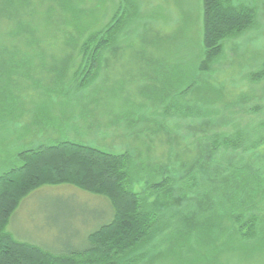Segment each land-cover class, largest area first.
Masks as SVG:
<instances>
[{
    "label": "rangeland",
    "instance_id": "rangeland-1",
    "mask_svg": "<svg viewBox=\"0 0 264 264\" xmlns=\"http://www.w3.org/2000/svg\"><path fill=\"white\" fill-rule=\"evenodd\" d=\"M240 2L256 9L255 27L226 41L211 73L200 74L195 66L202 53L201 0H0V32L8 33L0 42L16 43L24 54L30 53L28 58L19 56L12 61L4 56L0 69V174L19 164L21 151L45 139L34 135V129L63 126L67 140L116 154L129 150L137 181L134 189L145 190L148 177L156 179L164 172L155 167L172 174L175 155L185 159L186 151L200 153L203 142L193 146L189 144L193 138L185 136L186 132L191 137L196 132V137L202 136L201 119L183 116V111L175 113V108L186 111L208 100L214 101L212 107L219 117L226 116L232 124L218 125L214 133H233V127L240 125L248 139L264 135V80L253 83L249 79L251 72L264 67V0ZM126 9L137 14L120 34L118 49L105 54L108 62L96 88L78 93L75 99L54 93L50 99L51 82L46 81L42 89L31 93L29 101L11 99L8 76L25 86L33 85L12 74L14 61L22 65L30 60L41 66L45 56L48 67L64 64L67 57L55 52L53 58L38 54L42 52H33V47L38 43L66 45L79 28L103 26L115 11ZM189 84L192 90L185 94ZM258 151H264V145ZM176 171L181 177L183 168ZM166 199L168 213L181 209V214L176 216L177 226L173 219L174 226L165 234L161 258L152 264H264V227L254 239L225 237L220 242L213 232L212 215H207L209 220L189 219V207L171 205V198ZM110 210L111 203L104 196L72 185H46L23 199L17 215L21 212V220L35 233L49 234L52 244L58 241L59 232L67 233V241L79 250L87 245L88 233L109 220ZM17 215L11 217L10 225Z\"/></svg>",
    "mask_w": 264,
    "mask_h": 264
},
{
    "label": "trees",
    "instance_id": "trees-1",
    "mask_svg": "<svg viewBox=\"0 0 264 264\" xmlns=\"http://www.w3.org/2000/svg\"><path fill=\"white\" fill-rule=\"evenodd\" d=\"M240 1L201 0L202 53L195 66L198 73H211L213 63L224 53L225 42L255 27L256 9ZM135 14L129 9L117 10L103 26L79 28L77 36H71L66 45L49 44V48L38 43L33 52L51 54L52 58L55 52L67 57V61L54 67L46 66L45 56L41 57V66L30 60L22 65L14 61L11 71L16 74H12L33 85L25 86L8 76L11 99L29 101L33 98L31 93L42 89L46 81L51 82L50 99L51 93L75 99L78 93L96 88L104 63L108 62L105 54L118 49L120 34ZM4 36L8 33L0 32V38ZM25 52L16 43L10 46L0 42V69L4 67V56L11 61L19 56L28 58L30 53ZM249 79L253 83L264 80V67L251 72ZM192 86L189 84L185 94L191 92ZM181 94L182 91L176 96ZM213 104L212 100L203 101L200 106L186 107L187 112L183 107L175 108V113L181 115L183 111V116L201 119L202 136L196 137L195 131L192 137L186 132L185 137L193 138L189 144L194 146L201 141L203 146L199 154L186 151L185 159L175 155L171 159L172 174L164 167H155L164 172L156 179L148 177L142 191L134 189L137 181L129 150L116 154L67 140L63 138V126L34 129V135L41 134L45 139L37 147L21 151L19 164L0 174V264H152L161 258L165 234L174 226L173 219L177 226L176 216L181 214L180 208L174 214L168 213V196L171 205L178 203L191 209L189 219L212 215L213 232L220 242L225 237L239 241L256 238L264 227V174H260L264 171V151H258L264 145V135L248 139L240 125L233 127V133H214L216 126L232 124L226 116L219 117ZM176 168H183L181 177H177ZM156 172L160 173L158 169ZM46 185H72L104 196L111 203L109 220L88 233L84 248L75 249L67 241V233L59 232L56 246L21 241L8 231L11 217L23 199ZM210 223L207 221L206 225Z\"/></svg>",
    "mask_w": 264,
    "mask_h": 264
},
{
    "label": "crops",
    "instance_id": "crops-1",
    "mask_svg": "<svg viewBox=\"0 0 264 264\" xmlns=\"http://www.w3.org/2000/svg\"><path fill=\"white\" fill-rule=\"evenodd\" d=\"M20 206V205H19ZM19 207L14 212L13 215H17ZM21 213V212H20ZM17 215L18 219L14 222V225H8L7 229L10 231L17 239L25 242L36 243L39 245H52L50 242V235L46 232L35 233L34 231L30 230L26 224L21 220L23 214ZM13 219V218H12ZM11 222V220H10ZM50 233V232H49Z\"/></svg>",
    "mask_w": 264,
    "mask_h": 264
}]
</instances>
